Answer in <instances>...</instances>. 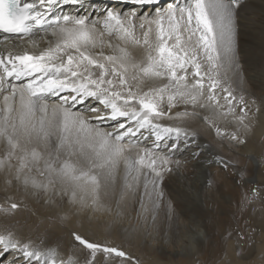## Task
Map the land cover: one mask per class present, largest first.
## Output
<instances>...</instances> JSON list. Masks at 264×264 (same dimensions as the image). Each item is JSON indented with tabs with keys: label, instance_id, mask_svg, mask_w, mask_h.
<instances>
[{
	"label": "snow or ice",
	"instance_id": "1",
	"mask_svg": "<svg viewBox=\"0 0 264 264\" xmlns=\"http://www.w3.org/2000/svg\"><path fill=\"white\" fill-rule=\"evenodd\" d=\"M240 6L241 0H169L165 7L160 0H116L108 7L94 0H0V43L27 46L0 53V171L25 188L68 195L82 208L101 207V194L117 189L121 200L134 199L142 187L145 217L154 213L164 196L160 185L181 164L171 153L196 136L185 124L200 115L197 109L205 110L202 118L217 137L245 143L238 132L250 128L248 106L243 89L237 96L233 87L239 86L233 77ZM90 100L97 106L88 115L74 110ZM228 117L237 131L217 124ZM110 122V130L102 126ZM217 163L233 162L217 157ZM18 207L10 203V210ZM72 235L88 253L83 261L58 259V248L4 228L0 264L131 259L116 246Z\"/></svg>",
	"mask_w": 264,
	"mask_h": 264
},
{
	"label": "bare ground",
	"instance_id": "2",
	"mask_svg": "<svg viewBox=\"0 0 264 264\" xmlns=\"http://www.w3.org/2000/svg\"><path fill=\"white\" fill-rule=\"evenodd\" d=\"M94 2L97 6L116 5V0ZM168 2L160 0V7ZM62 11L76 14L72 6H63ZM26 47L10 40L7 46L0 43V53L22 52ZM235 49L239 68L233 80L239 86L233 83V87L237 96L243 89L249 112L246 123L250 128L238 132L245 143L217 137L202 118L205 110L197 109L200 115L185 124L196 136L187 145L181 141L180 150L171 153L173 160L181 162L180 167L173 164L174 171L160 185L164 196L159 207L146 217L140 202L142 187L134 199L121 200L117 189L116 194H101V207L82 208L68 195L25 188L0 171V206L4 209L0 210V231L8 228L21 240L43 241L44 246L58 248V259L65 260L73 256L83 261L88 255L73 239L76 232L124 250L131 258L125 264H264V0H241L235 16ZM96 106L90 100L74 110L88 115V107ZM178 110L182 109L173 111ZM216 122L228 132L238 130L231 117ZM112 125L114 122L102 126L110 130ZM147 146L151 147L150 141ZM217 157L233 163L224 168ZM144 201L148 203L147 197ZM11 202L19 207L10 210ZM196 229H202L204 235L195 238L197 251L193 253L191 244L183 239L188 232L198 235ZM98 259L103 261L102 253Z\"/></svg>",
	"mask_w": 264,
	"mask_h": 264
},
{
	"label": "rangeland",
	"instance_id": "3",
	"mask_svg": "<svg viewBox=\"0 0 264 264\" xmlns=\"http://www.w3.org/2000/svg\"><path fill=\"white\" fill-rule=\"evenodd\" d=\"M196 228V227H195ZM195 228H193V230L195 229ZM196 230H198V235L196 234V232L197 231H194V232H191V233H187V237L185 236L184 237V241H186V240H188V241H186V244H191V250H192V252L193 253H195L196 251H197V248H196V241H195V238L198 236H200V237H203V235H204V232H203V230L202 229H196ZM195 233V234H194ZM185 238H186V240H185ZM188 250H190V249H188Z\"/></svg>",
	"mask_w": 264,
	"mask_h": 264
}]
</instances>
